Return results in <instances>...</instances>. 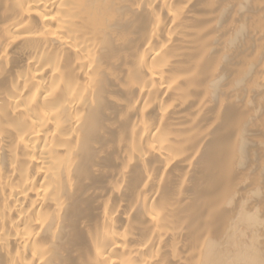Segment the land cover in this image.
<instances>
[{
    "label": "bare ground",
    "instance_id": "bare-ground-1",
    "mask_svg": "<svg viewBox=\"0 0 264 264\" xmlns=\"http://www.w3.org/2000/svg\"><path fill=\"white\" fill-rule=\"evenodd\" d=\"M0 264H264V0H0Z\"/></svg>",
    "mask_w": 264,
    "mask_h": 264
}]
</instances>
